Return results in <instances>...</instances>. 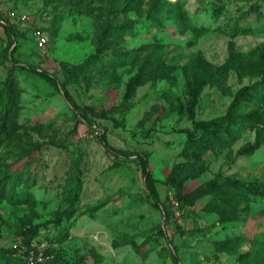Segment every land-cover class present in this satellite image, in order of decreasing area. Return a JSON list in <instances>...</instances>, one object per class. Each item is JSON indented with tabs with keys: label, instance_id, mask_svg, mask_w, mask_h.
Wrapping results in <instances>:
<instances>
[{
	"label": "rangeland",
	"instance_id": "374dc122",
	"mask_svg": "<svg viewBox=\"0 0 264 264\" xmlns=\"http://www.w3.org/2000/svg\"><path fill=\"white\" fill-rule=\"evenodd\" d=\"M133 4L139 10L119 15L135 21L133 31L112 36L110 47L77 79L76 68L96 52L105 14L113 5L123 7V0H0L3 9L29 17L16 26L19 64L8 59L14 46L0 27V93L8 79L20 91L19 129L10 138L0 135V257L5 250H15L16 258L25 254L21 228L41 225L33 245L46 263L176 264V255L178 264H264V220L256 217L264 196L252 195L250 208L242 206L233 217L209 208V196L194 202L202 189L226 179L264 193V146L252 156L238 155L256 138L249 131L229 147L187 153L185 133L194 131L195 122L225 116L242 88L261 81L264 0ZM38 27L48 38L43 49L34 37ZM160 62L171 72L145 82L127 101L128 83L139 69ZM226 65L230 70L220 85L203 87L191 119L188 83L199 78L201 66L217 78ZM30 66L65 85L79 107L92 109L94 128L62 92L24 69ZM255 103L249 96L243 111ZM6 104L0 97V122ZM103 133L113 148L148 156L160 207L148 197L135 157L108 152L99 141ZM11 166L28 171L20 181L6 178ZM175 172L185 179L180 189L168 184ZM77 176L83 189L71 216V179ZM62 231L66 241L53 245L50 240Z\"/></svg>",
	"mask_w": 264,
	"mask_h": 264
},
{
	"label": "trees",
	"instance_id": "16d2710c",
	"mask_svg": "<svg viewBox=\"0 0 264 264\" xmlns=\"http://www.w3.org/2000/svg\"><path fill=\"white\" fill-rule=\"evenodd\" d=\"M124 6L117 8L113 5L108 13L105 14L103 29L100 33V38L97 41L96 52L91 56L83 65H80L76 68L75 78H80L84 71L89 67L93 66L94 60L98 59L111 45L112 36H118L130 31H133L135 28V21L131 19H122L119 17L120 14H127L131 10H139L140 5L137 7L134 6L133 0H123ZM136 8V9H134ZM131 9V10H130ZM169 14V10L163 11L162 15ZM168 18V17H167ZM162 18H157L160 20ZM160 24V23H159ZM5 31L6 36L8 37L10 43L9 48H14L10 51L8 59L14 64H19L15 59L14 55L16 53V39L19 35L16 27L13 26H4L0 23ZM158 27H161L158 25ZM257 62L259 63L261 69V81L256 83L253 86L242 88L234 98L233 103L230 105L225 116L212 120V121H200L195 122L194 131H185L188 135L189 143L187 146V153H204L209 150L215 149L217 147L225 148L233 145L241 136V134L246 132H255L256 138L253 142L247 143L244 147L240 149L238 155L240 156H252L259 149L264 146V45L259 46L258 49ZM32 75H35L44 81H46L51 87L56 91L62 92L66 101L70 104L72 110L77 114L82 116L83 120L86 122L87 127L93 129L96 125L95 121L89 116V113L92 112V109L81 108L73 100L72 96L66 89L65 85L60 84V82L50 74L40 69L30 66L28 68L24 67ZM230 70L229 65L224 66L221 69L217 70L219 75L217 78L210 73L209 68L200 67L199 78L191 81L187 85V91L192 99L191 105L189 107L190 117L194 120V101L200 95L203 87L207 84L220 85L222 80L225 78V74ZM171 72V68L164 62L151 67L144 68L141 67L138 73L130 80L127 86V101L131 96L136 92V90L145 84L147 81L155 80L160 78L162 75L168 74ZM0 97H6L7 104L2 113V119L0 122V135L5 138H10L15 136L19 125H17V120L19 118L20 112V91L17 88L13 80L8 79L4 84H2V91ZM249 96L255 98L256 103L251 106L249 109L243 111V102L247 100ZM99 141L107 149L108 152L115 155L117 158L130 160L132 157H135V162L139 165V169L144 179L145 190L148 197L154 201L155 205L161 206L160 194L157 188L158 181L154 178L152 171L150 170L149 158L147 155L133 154L129 151L119 150L113 148L107 140L105 133L100 135ZM21 158H24V153L21 155ZM13 166L8 167L5 171L6 178H12L13 180H21L27 171L28 167L22 169L21 171H13ZM78 170V169H77ZM0 176H3V173L0 172ZM0 177V187L2 184ZM19 180V181H20ZM181 173H174L171 175L168 180V184L175 189H180L182 186ZM18 181V182H19ZM72 181V200L70 202V212L73 216L76 209V204L81 195L83 184L79 176L73 177ZM262 187V186H261ZM260 187V188H261ZM264 190V186L262 187ZM259 189V188H258ZM5 191L6 189L3 188ZM252 195L264 196V193L256 191L254 184H248L242 180H232L226 179L223 183H213L208 185L206 188L202 189L197 198L194 200L197 201L203 197H211V201L208 204L209 208H213L218 213L224 214L229 217H233L238 213L242 212V206H245V209L250 208V200ZM21 198V197H20ZM181 199L186 200L183 196ZM63 213L60 214L55 223L57 226L62 227L63 222ZM260 220H264V209L259 211L256 215ZM261 223V222H260ZM264 225V222L261 223ZM41 225L23 227L21 228V235L24 237V247L29 251L32 249L34 240L40 234ZM66 232H60L59 235L53 237L50 241L53 243H64L67 239ZM264 246V240H263ZM36 251V249H35ZM15 250H5L2 252L0 257V264H28L26 261L27 254H23L21 257L16 258ZM38 252V251H37ZM250 255H243L241 258H249ZM173 260L176 264L180 262L178 256L173 255ZM46 264H56L55 261H50Z\"/></svg>",
	"mask_w": 264,
	"mask_h": 264
},
{
	"label": "built area",
	"instance_id": "2783aa9c",
	"mask_svg": "<svg viewBox=\"0 0 264 264\" xmlns=\"http://www.w3.org/2000/svg\"><path fill=\"white\" fill-rule=\"evenodd\" d=\"M29 20L28 15L26 14H20L17 15L14 13L11 9L5 8L3 9L0 6V23L4 26H13L16 27L20 24H24ZM34 37L37 41V46L40 49H43L46 47L48 43V38L46 37L45 32L42 30V28L38 27L34 29ZM36 249V251H35ZM29 264H46L47 258L45 257V253L41 249H37L34 245H32L31 250L25 249ZM38 251V252H37Z\"/></svg>",
	"mask_w": 264,
	"mask_h": 264
}]
</instances>
